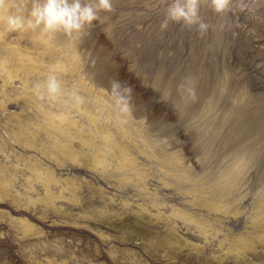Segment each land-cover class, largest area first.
Here are the masks:
<instances>
[{"label": "rangeland", "instance_id": "374dc122", "mask_svg": "<svg viewBox=\"0 0 264 264\" xmlns=\"http://www.w3.org/2000/svg\"><path fill=\"white\" fill-rule=\"evenodd\" d=\"M171 2L111 0V11H99V19L85 25L96 30L82 34L88 45L76 53L82 59L87 82L127 107L139 130L156 142L154 148L174 153L186 166L189 180L214 166L225 170L236 152L245 151L243 185L238 192L241 197L236 203L239 213H206L191 205L193 197L177 192L178 180L167 178L170 185L163 184L158 179L162 177L159 162L136 148L132 151L148 169L144 184L150 195H140L131 183L120 181L114 170L105 172L100 166L72 162L63 154L64 148L57 149L52 139L46 140L50 137L45 130L36 132L45 154L24 146L9 138L5 123L14 124L17 113L26 123L35 122L32 119L37 115L34 107L12 97L3 100L5 109H0L1 142L11 154L8 164L15 163V152L33 154L79 187L76 202L54 199L59 211L48 208L43 213L41 202L20 207L10 200L1 202L0 264H140L141 260L146 264L264 263V234L252 240L253 250L241 254L233 241L236 236L257 234L251 215L256 202L264 200V0H228L221 13L214 11L211 0H199V15L208 25L204 31L183 21L169 20L167 27H162ZM2 37L31 47L30 38L17 31H6ZM43 56L49 60L48 52ZM33 76H28L29 81ZM13 86L21 89L22 84L15 81ZM11 87L7 85L6 90L13 95ZM243 108L246 112L241 120H249L252 138L239 148L232 139L239 123L233 119L239 116L235 111ZM75 117L82 119L81 115ZM32 127L29 125L31 131ZM53 135L63 139L55 132ZM116 137L124 141L120 134ZM76 146L87 153L85 146ZM51 150L59 160L49 157ZM0 160L3 162L1 155ZM17 166L24 171L21 164ZM184 180H179L180 186L190 187L191 181ZM31 186L32 192H43L37 180L31 179ZM151 199L161 204L162 218L152 222L142 219L140 228L154 237L126 234L125 224L134 223L130 212L139 204H150ZM174 207L205 217L206 235L193 222L172 214ZM21 217L35 228L23 231L27 223L18 220ZM170 226L181 242L159 246ZM196 245L202 247L200 252ZM121 249L128 251L122 253ZM175 253L178 262L171 260Z\"/></svg>", "mask_w": 264, "mask_h": 264}, {"label": "bare ground", "instance_id": "6f19581e", "mask_svg": "<svg viewBox=\"0 0 264 264\" xmlns=\"http://www.w3.org/2000/svg\"><path fill=\"white\" fill-rule=\"evenodd\" d=\"M31 2L32 0H0V18L7 16L10 12H15L17 5L30 8ZM86 30L94 31L96 28L84 26L79 33H73L72 36H67L63 31L45 32L42 28L18 30V35H27L30 38L31 47H28L6 41L2 34L8 30L0 21V99L3 101L12 97L19 98L23 105L34 107L35 115H37V118L32 119L35 122L26 123L18 113L14 114V124L5 123L9 138L14 137L24 146L45 154L43 142L36 135L38 130H45L46 137H50L46 140L52 139L53 145L57 149L64 148L63 154L72 162H81L82 164L86 162L89 166H100L101 171L105 172L114 170L120 181L131 183L140 195L141 193L150 195L152 192L148 191L144 184L149 174L148 169L139 163L136 154L132 151L133 148H136L139 153L148 158L152 156L159 162L158 167L162 177H158V179L163 184L170 185L167 178L178 180L177 192L193 197L191 205L204 209L206 213H239L236 203L241 197L238 192L243 185L242 165L246 158L244 156L246 152L242 150L236 152V157L231 160V166L225 170L214 166L204 175L194 176L189 180V176L185 172L186 166L179 162L180 159L174 153L167 150L157 151L154 148L156 142L139 130L136 126L138 122L129 113L127 107L112 99L103 89L87 82L81 63L82 59L76 53L79 48L88 45L83 42L85 39L82 37ZM46 52L49 54V60L44 59L43 54ZM53 71L61 84V94L56 99L48 98L45 99L46 102L41 103V99L33 91V86L44 83ZM22 72L23 74H21ZM31 74L34 76L29 81L28 76ZM15 81L21 82V89L13 86ZM7 85L12 86L13 95L6 90ZM73 91L76 96L83 98L82 103L71 95ZM2 101L0 109L3 110L6 102ZM245 112V108L236 110L235 113L239 116L233 119V122L239 123H236L238 127L233 130L235 132L232 138L235 140L234 144L239 148L245 142H250L252 138L249 134L251 127L249 120H241ZM76 115H81L82 119L77 120ZM250 122L254 124V121ZM29 125L33 126L32 131L29 129ZM53 132L59 134L63 139L57 138ZM116 134H120L124 141L118 140ZM1 140L3 139L0 134V155L3 159V162L0 160V203L10 200L20 207L41 202L42 212L45 213L48 208L59 211L60 205H56L54 201L56 198H66L71 202L78 200L76 189L79 186L74 183L73 179L58 176L38 156L33 154L23 156L15 152L13 154L15 163L8 164L7 159L11 154L9 155V151L4 150ZM76 144L88 148L87 153L78 150ZM49 157L59 160L53 150ZM20 164L24 171L18 170L17 165ZM207 178L210 180L204 184V180ZM31 179L40 183L42 193L32 192ZM181 179L191 181V186H180L179 180ZM19 180L20 186H17ZM22 188L25 189V192H21ZM126 203L124 201V204ZM160 206L161 204L153 199L150 204L137 205V210L130 212L131 215H134V223L125 224L126 234L135 233L144 238H153L155 234L142 230L140 225L142 219L152 222L154 218H162L159 211ZM171 213L182 221L193 222L194 226L206 235L207 219L202 215L195 217L177 207L172 208ZM18 220L27 223L23 226V231L35 228L25 218L21 217ZM251 226L256 229L257 234L252 236L250 233V236L247 237L236 236L233 238L235 247L240 251V254L248 249L253 250L252 240L260 239L264 234V200L260 199L256 202L251 215ZM98 233L100 234V232ZM156 239L157 237L153 240ZM176 242H181L180 236L176 234L174 226H170L166 229V236L161 239L159 246L161 243ZM151 247L154 251L155 246L151 245ZM194 248L200 252L202 247L196 245ZM126 251L128 249H121L122 253ZM171 260L178 262L176 253L172 254ZM139 263L146 264L144 260Z\"/></svg>", "mask_w": 264, "mask_h": 264}, {"label": "clouds", "instance_id": "9594fccd", "mask_svg": "<svg viewBox=\"0 0 264 264\" xmlns=\"http://www.w3.org/2000/svg\"><path fill=\"white\" fill-rule=\"evenodd\" d=\"M215 12L225 11L228 0H211ZM111 0H32L31 7L17 5L15 12L0 18L8 31L29 28H42L45 32L63 31L67 36L79 33L83 27L91 25L99 19V11H111ZM169 20L183 21L204 31L208 25L199 15V0H172L167 8L166 18L162 27H167ZM118 86V85H117ZM39 99H56L61 94V84L53 71L42 84L33 86ZM71 95L79 102L82 97Z\"/></svg>", "mask_w": 264, "mask_h": 264}]
</instances>
